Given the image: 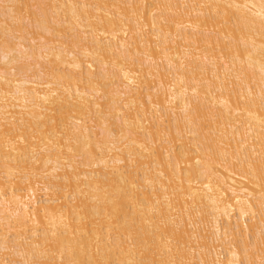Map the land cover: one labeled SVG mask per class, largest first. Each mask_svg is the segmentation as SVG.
I'll return each mask as SVG.
<instances>
[{"label": "bare ground", "instance_id": "1", "mask_svg": "<svg viewBox=\"0 0 264 264\" xmlns=\"http://www.w3.org/2000/svg\"><path fill=\"white\" fill-rule=\"evenodd\" d=\"M0 264H264V0H0Z\"/></svg>", "mask_w": 264, "mask_h": 264}, {"label": "rangeland", "instance_id": "2", "mask_svg": "<svg viewBox=\"0 0 264 264\" xmlns=\"http://www.w3.org/2000/svg\"><path fill=\"white\" fill-rule=\"evenodd\" d=\"M46 36H47V37H50V35H49V34H48V35H46ZM14 40H15L14 38H11V40H10V39H8V41H7V46H8V48L10 47V48L12 49V48H14V47H15V45H14V44H16L18 41H17V42H15V43H13V42H14ZM11 41H13V42H12L13 44L11 43ZM15 41H16V40H15ZM38 43H39V42H38ZM38 43H37V44H38ZM37 44H36V45H37ZM104 101H106V100H104ZM102 102H103V100H102ZM214 244H215V243H214ZM216 244H217V245H219V243H217V242H216ZM213 247H214V245H213ZM215 247H219V248H221V246H215ZM217 249H218V248H217ZM220 250H221V249H219L218 251H220ZM224 251H225V250H224ZM222 252H223V249H222ZM225 252H226V251H225ZM225 252H224V253H221V252H219V254H221V255H222V257H224V255L226 254ZM196 261H197V260H196Z\"/></svg>", "mask_w": 264, "mask_h": 264}]
</instances>
